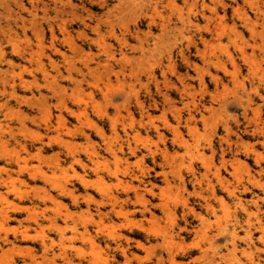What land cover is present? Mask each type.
<instances>
[{
    "label": "rangeland",
    "instance_id": "374dc122",
    "mask_svg": "<svg viewBox=\"0 0 264 264\" xmlns=\"http://www.w3.org/2000/svg\"><path fill=\"white\" fill-rule=\"evenodd\" d=\"M0 70V264L264 257V0H0Z\"/></svg>",
    "mask_w": 264,
    "mask_h": 264
},
{
    "label": "bare ground",
    "instance_id": "6f19581e",
    "mask_svg": "<svg viewBox=\"0 0 264 264\" xmlns=\"http://www.w3.org/2000/svg\"><path fill=\"white\" fill-rule=\"evenodd\" d=\"M1 71V70H0ZM26 147V146H25ZM38 150V149H37ZM40 150V149H39ZM27 151V150H26ZM36 151V150H35ZM37 152V151H36ZM36 152L34 153V154H36ZM41 152V150L39 151V153ZM26 153V152H25ZM33 153V152H32ZM21 154V153H20ZM20 154H18L17 156H15L13 159H15L14 161H15V163H20V161L21 160H23L22 159V156L20 155ZM28 154H29V152H28ZM7 155L9 156V154H8V152H7ZM11 155V154H10ZM13 155H15V154H13ZM5 156V155H4ZM222 156H224V158L226 159V156L225 155H222ZM26 159V158H25ZM11 160H12V158H11ZM27 161V160H26ZM224 161V160H223ZM23 162V161H22ZM14 163V164H15ZM64 172V171H63ZM38 174V173H37ZM59 176V175H58ZM8 178V177H7ZM11 178V177H10ZM5 179V178H4ZM8 180V179H7ZM12 181V180H11ZM10 181V182H11ZM1 183H4V184H6L7 183V181L6 180H3V181H0V184ZM8 184V183H7ZM6 184V185H7ZM10 184V183H9ZM14 180L11 182V187H14ZM2 186V185H1ZM9 186V187H10ZM7 187V186H6ZM11 187H10V189H11ZM42 191V190H41ZM0 195H2L1 193H0ZM72 195V194H71ZM116 198V197H115ZM1 200V199H0ZM115 201V200H114ZM114 204H115V202H114ZM115 206V205H114ZM33 210V209H32ZM2 213V212H1ZM31 215V214H30ZM2 216V215H1ZM4 216H6V215H4ZM7 219V217L5 218V220ZM4 220V221H5ZM4 223V222H3ZM2 223V224H3ZM8 223V222H7ZM39 223V222H38ZM4 225H6V224H4ZM39 225H41V224H39ZM263 226V225H262ZM249 234H250V236L248 237V248H245L244 249V251L245 252H248V250H249V254L252 256V258H255L254 259V262H256V264H264V257L263 256H261L260 254H259V258L258 259H256V253H255V251H254V247H258V244H256V241L254 240V236H253V233L251 232V231H249L248 232ZM235 233L233 232L232 233V238L234 239L235 238ZM23 236L25 237V238H27V237H29V233L27 232V231H25L24 233H23ZM258 239L260 240V241H262V242H264V226L262 227V230H261V233H260V235L258 236ZM3 241V240H2ZM44 241V240H43ZM93 242H94V240H93ZM11 243H12V241H11ZM95 243V242H94ZM16 244V243H15ZM43 245L45 246V247H47L48 245H47V243L44 241L43 242ZM233 247H234V250H236L237 249V247H238V244H236L235 242H233ZM256 245V246H255ZM119 246V245H118ZM123 246V245H122ZM120 247V246H119ZM120 248H122V247H120ZM123 248H124V246H123ZM125 249V248H124ZM124 252H125V250H123ZM133 252V251H132ZM127 253V252H126ZM133 254V253H132ZM135 254V253H134ZM137 254V253H136ZM135 256H137V255H135ZM95 257H97V256H95ZM101 257V256H100ZM102 258V257H101ZM101 258H99V259H101ZM104 258H106V257H104ZM108 258V257H107ZM102 260V259H101ZM96 261V260H95ZM258 261V262H257ZM100 262V261H99ZM105 262H106V264H108L109 262H108V260L107 259H105ZM70 263L71 264H75V263H73V261H71L70 260Z\"/></svg>",
    "mask_w": 264,
    "mask_h": 264
}]
</instances>
